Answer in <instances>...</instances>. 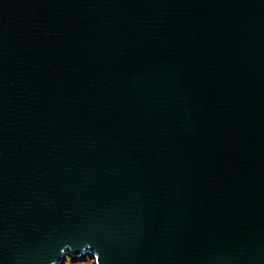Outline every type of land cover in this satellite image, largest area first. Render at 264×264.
<instances>
[{"label":"water","instance_id":"95a60500","mask_svg":"<svg viewBox=\"0 0 264 264\" xmlns=\"http://www.w3.org/2000/svg\"><path fill=\"white\" fill-rule=\"evenodd\" d=\"M264 264V0H0V264Z\"/></svg>","mask_w":264,"mask_h":264},{"label":"rangeland","instance_id":"374dc122","mask_svg":"<svg viewBox=\"0 0 264 264\" xmlns=\"http://www.w3.org/2000/svg\"><path fill=\"white\" fill-rule=\"evenodd\" d=\"M65 264H93V261L88 256H86L82 260H74V261H70L68 258H66Z\"/></svg>","mask_w":264,"mask_h":264}]
</instances>
